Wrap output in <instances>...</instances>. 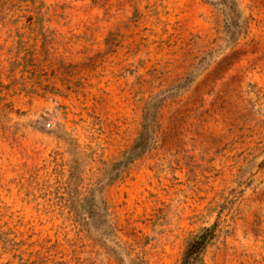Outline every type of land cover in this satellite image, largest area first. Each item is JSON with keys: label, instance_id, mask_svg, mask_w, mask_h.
Masks as SVG:
<instances>
[{"label": "rangeland", "instance_id": "obj_1", "mask_svg": "<svg viewBox=\"0 0 264 264\" xmlns=\"http://www.w3.org/2000/svg\"><path fill=\"white\" fill-rule=\"evenodd\" d=\"M0 264H264V0H0Z\"/></svg>", "mask_w": 264, "mask_h": 264}, {"label": "trees", "instance_id": "obj_2", "mask_svg": "<svg viewBox=\"0 0 264 264\" xmlns=\"http://www.w3.org/2000/svg\"><path fill=\"white\" fill-rule=\"evenodd\" d=\"M202 239L200 240H194L189 247L186 250V257H188L191 254H195L198 249L202 246ZM186 257L184 258V262L186 261Z\"/></svg>", "mask_w": 264, "mask_h": 264}]
</instances>
